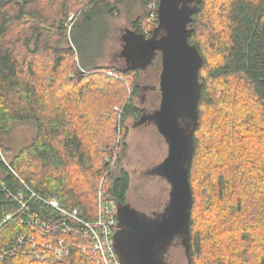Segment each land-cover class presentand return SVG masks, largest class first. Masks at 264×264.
<instances>
[{"label":"trees","instance_id":"16d2710c","mask_svg":"<svg viewBox=\"0 0 264 264\" xmlns=\"http://www.w3.org/2000/svg\"><path fill=\"white\" fill-rule=\"evenodd\" d=\"M125 1L0 0V264H85L88 251L82 247L80 234H74L77 244L62 257L38 259L26 252L31 238L43 243L62 232L53 225L63 223L64 218L50 200L56 198L69 211L78 209V216L90 222L98 218L100 191L116 203L127 202L131 175L119 165L127 148L129 128L125 120L129 116L138 119L140 114L135 96L141 70L99 63L109 30L105 18L119 15ZM139 1L144 10L133 20L131 29L150 37L158 17L150 18V0ZM197 5L189 23V40L198 48L202 61L198 74V126L193 132L189 170L193 204L188 262L251 264L244 263V254L231 245L230 237L235 240L239 233L241 226L234 227L235 223L247 225L250 217L244 222L240 219L245 210H250L254 220L261 217L258 224H262L264 195L250 204L238 197L230 211L228 201L216 199L212 189H204L205 193L198 196L193 177L203 144L210 148L215 136L219 138L222 132L228 135L222 146L232 145V152L221 161L222 169L213 181L209 172L201 180L211 181L223 198L229 188L232 195L247 194L252 177L260 180L259 188L264 194V0H199ZM72 11L77 19L70 44L65 22ZM206 17L209 21H205ZM215 17L224 26L218 32L208 23ZM201 29L208 30L210 51L218 55L213 65L200 40ZM41 58L47 61L44 66ZM214 79L226 80L219 96L209 88ZM204 106L212 111L224 109L231 121L225 127L221 122L214 124L217 118H210L209 128L201 135ZM18 122L34 123L36 135L30 144L6 158L10 147L2 137ZM233 166L234 173L229 177ZM102 177L105 182L99 188ZM22 202H26V207H22ZM229 213L232 221L210 239L214 243L208 249L197 219H226ZM9 214L12 217L6 219ZM32 221L49 223L52 228L46 233L38 232ZM67 223L76 225L79 231L85 226L68 218ZM207 227L211 232L213 227L209 223ZM22 237L25 239L21 244ZM250 239L256 241V237ZM257 260V264H264V252Z\"/></svg>","mask_w":264,"mask_h":264},{"label":"water","instance_id":"95a60500","mask_svg":"<svg viewBox=\"0 0 264 264\" xmlns=\"http://www.w3.org/2000/svg\"><path fill=\"white\" fill-rule=\"evenodd\" d=\"M198 1L160 0L159 22L152 36L129 28L123 36L121 55L128 61L144 58V63H136L130 69H145L161 53V102L150 117L168 144V154L151 173L165 178L171 188L163 212L156 217L127 202H117L119 223L114 244L122 264H170L165 256L178 237L190 255L193 194L189 170L193 132L198 126L202 57L189 40V23L198 10Z\"/></svg>","mask_w":264,"mask_h":264},{"label":"rangeland","instance_id":"374dc122","mask_svg":"<svg viewBox=\"0 0 264 264\" xmlns=\"http://www.w3.org/2000/svg\"><path fill=\"white\" fill-rule=\"evenodd\" d=\"M143 10H144L143 5L139 0H126L125 3L121 4L120 6L119 15L106 16L105 19L107 20L109 30L105 42V49L103 51L104 54L99 59L100 61L99 63L101 65L105 67L124 65L125 57L121 55V52L123 50V43H124L123 40L124 33L127 28L131 29L133 20L139 17L143 13ZM207 18L208 17L205 18V21ZM76 19H77V15L75 12L72 11L65 22V26L67 27V39L70 44H71V39H70L71 30H72V26L76 22ZM207 21L209 20L207 19ZM208 23L213 24L211 27L214 28L215 32L221 31L224 27L222 22L219 20V17L213 18V21ZM202 31L203 29H201L200 31L201 34L200 40L204 43V46L206 45L205 50L207 52V57L209 59L210 64L213 65L218 60V55L214 51L213 52L210 51V45L208 43L209 34L207 33L208 30L205 29V31H203L204 35H202ZM21 55L23 57L25 56V53L22 54L21 52ZM26 58L28 59V57ZM41 61H42L41 62L42 66H44L45 62L47 63V61L44 58H41ZM36 65H38L37 67H42L38 63H36ZM161 70H162V58L161 55H159L155 59L154 63H152L145 69H142L141 71L139 82L143 85L155 84L156 87L153 90L150 89L146 95L147 99L145 102V106L147 107L150 113L155 111L159 107L161 102V92H160ZM38 80H39L38 83L41 84V79L38 78ZM225 82L226 80L223 81L222 79L211 80L209 83V88L212 92L217 93V96H219V93L221 92L222 88L225 86L224 85ZM142 93L143 91H141V94ZM232 96L233 95H231L228 98V101L231 99ZM253 101L254 100H252V102ZM135 102L137 106H142L140 103L141 102L140 96L138 95L135 96ZM228 103H231V101H229ZM204 107H205L204 111H206V114L204 116L205 123H204V128L200 133L201 135L204 133L206 128H209L208 121L210 118H214V117L217 118L214 124L218 125L221 122L224 123L225 127H226V122L228 120L231 121L230 119L231 117L228 116V114L225 112L224 109L215 108V111H212L207 106ZM222 107H226V105L223 104ZM254 109L255 108H253V111ZM206 116L208 117V119ZM125 125L129 128V132L126 138L127 148L125 153L122 155L119 168L121 167L124 168L131 175V184L127 193V200L133 206L147 213H150L152 211L163 210V208L165 207L166 203L169 200L171 185L162 176L153 174L151 172L147 173V171L151 170L152 168H154L156 165H158L164 160V158L168 154V144L165 141L163 135L157 129L153 121L151 123H144V122L138 123L136 122V119L134 117L129 116L125 120ZM3 135L4 136L2 137V139L4 143L10 147V153L6 156V158H8L33 141L36 135V127L32 122H18L14 124L13 128L9 132ZM202 138L203 137H201V139ZM226 139L228 140V135L220 132L219 138L218 136H215L212 146H210L211 149L209 147H206L205 144H203L201 150L203 154L199 155V158L197 159V167L194 170V177H193L196 194L198 196L200 194L203 195L205 193L204 189H208V188L212 189L211 190L212 195L213 194L217 195L216 199H220L221 201H225L226 199L228 201L226 203L227 208H230L231 205H235L237 203L238 197L241 198L244 202H247V204H250V201L256 199H263L262 197L264 194L262 192V188H259L261 186L260 180L257 182L255 179L253 180L252 177H251V181L250 180L249 181L251 183L253 181V184L249 185L250 189L247 191V194L245 192L244 194L237 192L235 195H232L231 190L229 188L228 193L223 198L219 196L220 193L218 191H215L214 189L215 187L212 186L211 181L201 180L202 178L204 179L205 178L204 175L209 172L210 179H212L213 181V178L222 169L220 164H223V162L221 163V161H223V159L228 156V152L229 153L232 152L231 144L229 148L222 146L225 145ZM219 151H221V153H219ZM202 158H205L206 161L208 162L207 163L204 162ZM234 169L235 166H233V168L230 170V173H228L229 177L233 175ZM102 178H101L102 181L100 180L99 182V188L102 185V183L105 182L104 177ZM253 188H255L256 191H254ZM241 192H243V190H241ZM197 200H198V205L199 203L201 204L202 197L201 199L197 198ZM257 214L255 213L254 215ZM229 216L230 213L227 216H225L226 219H224V217L221 216L218 220L216 219L212 221L209 219L208 216L207 219H205L204 216H202V219L200 218L197 219V223H199L198 225L200 227L198 228L200 231L203 230L205 239L207 240L205 242V245L207 246L205 247H208V249H212V244L214 243V241L210 239H212L218 234V230L221 229L222 226L224 227L225 225L229 224V221H232V218L231 217L229 218ZM252 216L253 214L250 213V210L249 211L245 210L243 217L240 218L241 222H244L247 217H250V219H247V225L244 224L241 225L239 224V222L235 223L234 227L237 225H240L241 227H239L238 229L239 232L238 235L237 234L235 235L236 236L235 240L233 239V236L230 237L232 239V242L230 243L231 245H236L238 249L237 251H239L241 254H244L243 257L244 263L248 262L251 264H257L258 256L261 255V252H264V247L262 248V241H264V233H263L264 221L261 220L262 224L259 225L258 222L260 221L261 217L254 220ZM216 218H218V216ZM208 223L213 227V229H211V232L206 230L208 229L207 227ZM198 228L196 226V229ZM246 235H248L249 237H247ZM252 236L256 237V241H254V239H250L252 238ZM167 258L170 264H189L185 247L180 242L179 244H175L170 248ZM200 263L201 262H199L198 264Z\"/></svg>","mask_w":264,"mask_h":264},{"label":"built area","instance_id":"2783aa9c","mask_svg":"<svg viewBox=\"0 0 264 264\" xmlns=\"http://www.w3.org/2000/svg\"><path fill=\"white\" fill-rule=\"evenodd\" d=\"M160 0L148 1L147 7L150 12V18L158 17ZM148 37V35H147ZM52 206L59 209L63 218V223H54V228L62 232L53 240L40 242L31 238V247L26 249L36 258H45L51 255L62 257L70 251V248L77 244L74 240V234H80L83 249L88 251L85 264H122L114 244V231L117 224V203L114 199L105 198L103 193H99L98 218L93 221H84L78 216V209L69 211L61 206L60 202L53 198L49 202ZM22 207H26V202H22ZM8 215L6 219H10ZM67 218L71 221L83 223L85 226L79 231L76 225H69ZM51 224L42 221H32V226L42 233L51 230ZM54 230V229H52ZM79 232V233H78ZM25 237L20 238L22 244Z\"/></svg>","mask_w":264,"mask_h":264},{"label":"flooded vegetation","instance_id":"af4514ba","mask_svg":"<svg viewBox=\"0 0 264 264\" xmlns=\"http://www.w3.org/2000/svg\"><path fill=\"white\" fill-rule=\"evenodd\" d=\"M159 55H161V53L160 52H158L157 53V55L154 57V59H153V61H152V63H154V61H155V59L159 56ZM136 63H144V58H141V59H136L135 61L133 60V61H128L126 58H125V63H124V66L125 67H131V66H133V65H136ZM141 71H142V69H140ZM154 88H156L155 87V84L154 85H149V84H147V85H143V84H141L140 82H139V88H138V92H137V95L138 96H140V98H141V105L142 106H139V108H140V114H138V116H137V118L138 119H136V122H138V123H142V122H144V123H151L152 122V120H151V117H150V112H149V110L147 109V107L145 106V102H146V95H147V92L151 89V90H153ZM141 91H143V93L141 94ZM161 92V91H160ZM152 170V169H151ZM151 170H149V171H147V173L148 172H151ZM127 203H129L131 206H133L128 200H127ZM166 206V205H165ZM133 207H135V206H133ZM135 208H137V207H135ZM165 208V207H164ZM164 208H163V210H164ZM138 209V208H137ZM163 210H159V211H152V212H150V213H147L148 215H150V216H153V217H156V216H158L159 214H161L162 212H163ZM143 211V210H142ZM117 212H118V206H117ZM118 214V213H117ZM118 223H119V218H118V215H117V224H116V228H115V231H114V234H115V232L118 230ZM182 238L181 237H178V238H176V240L174 241V244L173 245H175V244H179V242L182 244ZM172 245V246H173ZM171 246V247H172ZM170 247V248H171ZM170 248H169V250H170ZM169 250H168V252L166 253V256H165V259L168 261V258H167V255H168V253H169ZM169 262V261H168Z\"/></svg>","mask_w":264,"mask_h":264}]
</instances>
